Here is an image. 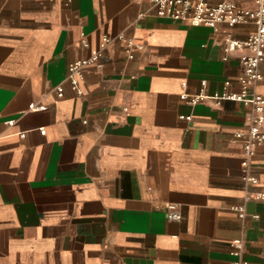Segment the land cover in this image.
Masks as SVG:
<instances>
[{
  "label": "crops",
  "instance_id": "0c3cea01",
  "mask_svg": "<svg viewBox=\"0 0 264 264\" xmlns=\"http://www.w3.org/2000/svg\"><path fill=\"white\" fill-rule=\"evenodd\" d=\"M147 7L0 0V264H231L236 238L240 259L264 264V200L250 197L264 190V141L243 166L241 103L181 97L225 80L238 90L243 50L223 59L222 42L253 25H191ZM118 32L141 43L131 58ZM104 35L77 92L67 64Z\"/></svg>",
  "mask_w": 264,
  "mask_h": 264
},
{
  "label": "built area",
  "instance_id": "2783aa9c",
  "mask_svg": "<svg viewBox=\"0 0 264 264\" xmlns=\"http://www.w3.org/2000/svg\"><path fill=\"white\" fill-rule=\"evenodd\" d=\"M147 10L155 16L185 21L191 25L209 27H214L219 23H224L227 26L253 25L244 38L226 37L222 42L223 59L235 50H243L239 54L238 90L229 91L227 89L229 81L225 80L219 91L208 93L202 83L195 92H184L181 95L189 105L209 101L212 105L218 106L224 100H235L241 103L246 109L244 127L236 130L234 135L242 139L241 164L247 166L256 146L264 141V94L255 90V85L262 79L259 64L264 61V0H148ZM111 39L106 35L102 36L97 48L91 49L86 56L75 58L67 64L64 78L72 89L80 92L79 81L84 69L103 59L105 46ZM113 39L124 42V51L129 58L132 57L134 48L142 47L141 43L125 36L123 32L116 33ZM81 43L86 45L83 38H81ZM43 108V105L34 107V109ZM39 130L43 131V129ZM243 179L251 184L257 182L254 176L248 174H244ZM250 197L264 200V190L256 189L252 191ZM232 208L243 210L241 205ZM164 209L168 218L180 219L181 214L176 204L166 203ZM230 244L232 246L231 253L236 257L231 264H247L238 257L242 246L241 239H233Z\"/></svg>",
  "mask_w": 264,
  "mask_h": 264
}]
</instances>
